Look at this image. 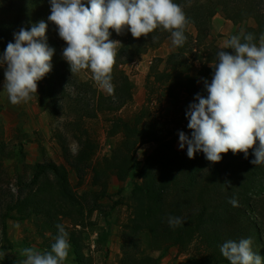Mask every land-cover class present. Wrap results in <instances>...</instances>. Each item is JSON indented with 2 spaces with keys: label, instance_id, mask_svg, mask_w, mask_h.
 Wrapping results in <instances>:
<instances>
[{
  "label": "trees",
  "instance_id": "16d2710c",
  "mask_svg": "<svg viewBox=\"0 0 264 264\" xmlns=\"http://www.w3.org/2000/svg\"><path fill=\"white\" fill-rule=\"evenodd\" d=\"M181 6L187 24L184 29L186 40L175 47L164 61L162 71L152 64L147 78L155 83H168L167 96L176 98L173 91L194 100L201 88L191 75L198 64L197 76L205 77L213 72L211 63L217 61V53L222 48L215 41L206 42L211 29V13L219 10L224 19H229L238 11L245 13L244 19H253L256 27L247 26L241 35L252 34L258 44L264 35V12L257 0H173ZM1 7V6H0ZM50 15L49 0H12L7 8L0 11V54L9 42H14V33L21 27L31 26L44 20L48 24L46 43L54 49L51 70L40 80L44 96L49 103L50 117L58 116L65 103L67 111L75 116L76 125L72 131L79 148L76 155L70 153L67 139L56 134L64 163L51 159L25 165L28 179L18 180L17 195L9 201L0 198V232L6 240V221L32 220L41 237L39 250L51 251V245L59 235L57 225L63 226L70 244V263L90 264L84 253V232L93 212L101 209V200L108 198L107 187L112 179L126 182L133 175L127 197H118L109 211L125 206L127 218L121 226L120 259L118 264H139L152 252V239L159 240L168 247L183 250L196 241L203 255L193 258V264H230L220 251L221 245L229 240L239 242L251 238L252 250L264 258V165H253L254 154L245 158L243 153L222 154L218 163L209 162L203 152L188 158L187 148L179 151L174 146L171 131L166 121L152 115L148 104L143 105L131 120L114 117L110 120L109 137H118L108 156L92 164L98 148L97 142L83 130L82 120L95 116L98 112H116L133 101L135 84L121 70L119 65L129 64L142 57L148 50H154L171 33L157 28L149 36L133 38L130 31L117 35L111 31L110 39H122L124 45L115 57L112 72L114 95L97 93L88 81H81L77 74H71L68 63L63 59L65 42L58 36L56 26L47 20ZM194 26L195 35L188 31ZM232 52L231 49H226ZM162 62V59H156ZM4 68L0 67V82L4 78ZM87 93L95 102L94 107L85 96L72 97L67 87ZM206 97V96H205ZM154 144V149L143 159L135 158L136 150L143 145ZM0 142V157L13 158L14 152H4ZM90 169V187L78 194L70 182L73 172L78 185L83 181V173ZM228 182V183H226ZM121 189L118 193H121ZM238 201L234 207L229 201ZM170 217H179L183 223L172 227ZM63 219H68L66 226ZM159 256L153 264H159ZM4 257L0 264H8Z\"/></svg>",
  "mask_w": 264,
  "mask_h": 264
},
{
  "label": "clouds",
  "instance_id": "9594fccd",
  "mask_svg": "<svg viewBox=\"0 0 264 264\" xmlns=\"http://www.w3.org/2000/svg\"><path fill=\"white\" fill-rule=\"evenodd\" d=\"M49 4L47 20L56 26L66 44L62 56L70 73H90V78L108 95H114L112 72L117 49L122 45L110 39V29L117 35L130 31L138 39L162 27L171 33L173 46L180 47L186 40L188 21L173 0H49ZM47 28L44 20L30 29L21 27L14 33V42H9L0 54L3 88L13 105L37 94V82L51 70L54 49L46 43ZM253 40L252 34L244 35V42L239 35L231 36L221 45L217 61L210 64L211 82L204 80L207 96L196 93L185 111L190 136L178 133L179 148L187 146L188 158L203 152L209 162L218 163L229 151L234 155L243 153L247 158L251 149L255 158L250 163L264 165V35L259 46ZM229 202L238 206L234 198ZM168 223L175 227L183 221L170 217ZM57 228L59 235L51 251L25 248L23 264H64L70 244L63 226ZM251 244V238L229 240L220 251L230 264H264V258L252 250Z\"/></svg>",
  "mask_w": 264,
  "mask_h": 264
},
{
  "label": "rangeland",
  "instance_id": "374dc122",
  "mask_svg": "<svg viewBox=\"0 0 264 264\" xmlns=\"http://www.w3.org/2000/svg\"><path fill=\"white\" fill-rule=\"evenodd\" d=\"M11 2L12 0H0V6L7 8ZM257 2H259L258 7L261 12H264V0H257ZM238 13L245 16L243 11H238L229 19H224L219 10L213 11L211 13V29L207 33L206 42L220 40L223 44L226 39L233 35H241L245 27L251 26L248 25V21L252 23L253 27H256L251 18L244 19L241 22L232 20V17ZM218 16L223 20L232 22L231 32L224 33L226 23L223 20L218 27L212 24L213 19L216 20ZM214 28H219L223 32L221 37L217 38L216 34H212V31H215ZM188 31L195 35L194 26H188ZM114 40L121 42L120 47L124 45L122 39ZM257 46H259V43ZM160 48L163 49V58L154 56V50L150 49L138 60L119 65L118 70L123 71L135 84L131 103L124 105L116 112H98L95 116L82 120L83 130L98 144L96 153L92 158V164L102 157L108 156L118 141V137L108 136L110 120L114 117L131 120L134 114L146 103L152 115L167 122L166 126L171 131L175 148L179 151H185L187 148L186 145L184 149L179 148L178 133L183 131L190 136L191 130L187 127L188 119L185 117V111L194 100L185 99L184 95L177 91H173L177 97L170 98L166 92L168 83H155L152 76L147 78L152 64H155L158 70L162 71L165 59L175 52L172 37L166 38L157 49ZM156 59H162L163 61L158 62ZM198 69L199 65L195 64L191 75L195 77ZM77 77L81 81H88L97 93L108 96L90 78V73H80L77 74ZM196 80L202 94L207 96V93L204 92L205 89L202 90L201 79ZM3 83L4 78L0 82V142L4 146V152H14V157H0V198L9 201L11 196L17 195L18 180L28 179L29 170L25 165L48 159L65 164L58 141L55 138L57 133L67 139L70 153L73 156L76 155L79 146L72 133L76 125H70L75 121V116L67 111L64 103L58 112V116L50 117L48 113L49 103L44 96L41 81L37 82V94H31V98L27 102H21L18 105L10 103L6 90L3 88ZM67 91L72 97L85 96L90 100V107H94L95 102L89 94L76 90L73 86L67 87ZM153 145L140 146L136 150L135 158L143 160L154 149L155 146L153 147ZM250 152L253 151L250 149ZM135 180L136 178L133 175L129 176L124 183L112 179L107 187L108 198L100 201L102 204L101 209L93 212L90 223L86 225L83 242L84 253L90 264H118L122 243L121 226L127 218L128 211L125 206H118L109 211V206L118 197H127ZM70 182L78 194L88 190L90 187V169L86 168L80 185H78L77 177L73 172L70 174ZM119 189L122 190L121 193H118ZM63 222L66 226H70L68 219H63ZM2 237L3 235L0 232V254H2L0 255V263L4 257H7L8 264H23L26 259L23 254L25 248L31 247L35 251L41 252L39 250L41 237L32 220L8 219L6 221V240L11 243L10 249L2 240ZM202 250L196 241L183 250H178L177 247H168L165 250L167 258L164 262L161 261V264H193V258H200L203 255ZM71 259L72 257L68 255L66 262L70 263Z\"/></svg>",
  "mask_w": 264,
  "mask_h": 264
},
{
  "label": "crops",
  "instance_id": "0c3cea01",
  "mask_svg": "<svg viewBox=\"0 0 264 264\" xmlns=\"http://www.w3.org/2000/svg\"><path fill=\"white\" fill-rule=\"evenodd\" d=\"M223 19L222 18H220L219 16L217 17V19L215 20V18L213 19V21H212V24L214 25V26H216V27H218V25H220L221 24V21H222ZM232 20H237V21H239V22H241V21H243L244 20V14H236V15H234L233 17H232ZM225 23H226V25H225V31H224V33L225 32H227V31H229V32H231L232 31V28H233V24H232V22H228L227 20H223ZM248 25H251L252 26V23L250 22V21H248ZM214 30L215 31H212V34H216L217 35V38L218 37H221V33H223V32H221V30L219 29V28H214ZM223 39V38H222ZM227 40V39H226ZM215 45L217 46V47H219V48H221V45H222V43H221V41L220 40H217L216 42H215ZM154 56H158V57H161V58H163V49H154ZM197 73V72H196ZM192 74V73H191ZM212 76H213V72L211 73V74H209V75H207V76H205V77H201V76H197V74H196V76H195V78L196 79H201L200 81H202V90H204L205 89V87H204V80H207L209 83L211 82V79H212ZM194 77V76H193ZM203 78V79H202ZM204 92L205 93H207L206 92V89L204 90ZM146 145H150V144H146ZM153 145V144H152ZM155 145H153V147H154ZM151 147V146H150ZM151 244H152V252L148 255V256H146V257H144L143 259H141L140 261H139V264H153L154 263V261L159 257V256H162L161 257V259H160V264H161V261H163L164 262V260L167 258V255H166V253H165V250L168 248V245H166V244H164L163 242H161V241H159V240H156V239H152V241H151ZM169 248H173V247H169ZM163 264V263H162Z\"/></svg>",
  "mask_w": 264,
  "mask_h": 264
}]
</instances>
